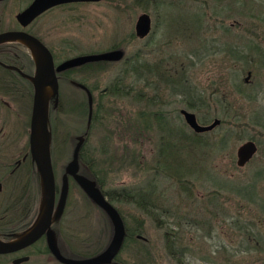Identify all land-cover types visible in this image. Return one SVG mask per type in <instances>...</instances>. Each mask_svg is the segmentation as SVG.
<instances>
[{
	"label": "rangeland",
	"instance_id": "1",
	"mask_svg": "<svg viewBox=\"0 0 264 264\" xmlns=\"http://www.w3.org/2000/svg\"><path fill=\"white\" fill-rule=\"evenodd\" d=\"M29 1L0 0V30L19 26L15 13ZM145 5H136V0L67 2L46 9L27 26L49 44L55 63L117 46L123 52L118 60L83 64L67 73L85 82L95 101V121L84 144L83 159L90 164L83 165L85 171L115 195L112 203L128 227L136 225V217L143 222L141 235L147 240L126 241L117 259L125 264H180L166 245L165 232L174 228L186 243L179 248L189 250L186 264H264V0H159ZM142 11L149 13L151 28L137 37L134 24ZM17 44L21 47L13 50L31 53L24 43ZM136 56L154 68L150 77L135 81V75L125 74L130 67L126 61ZM248 70L252 80L244 83ZM118 77H123L124 90L104 93ZM16 89L5 122L8 131L24 136L31 95L20 84ZM58 91L62 108L50 99L48 107L52 165L60 186L73 146L87 126L85 92L66 78L59 81ZM141 108L149 115L158 113L166 124L139 134ZM181 108L193 111L201 123L214 117L220 122L195 133ZM182 129L193 142L180 145V151L168 145L164 151L169 154H159V141H175ZM246 139L256 141L257 150L237 165L236 148ZM176 154L180 159L174 164ZM166 161L178 168L187 165L180 179L165 175ZM139 185L154 194L156 207L149 213L127 201L126 190ZM11 187L7 182V192ZM67 200L62 228L70 231L71 250L82 256L98 252L112 236L111 221L71 178ZM41 204L40 195L38 209Z\"/></svg>",
	"mask_w": 264,
	"mask_h": 264
},
{
	"label": "water",
	"instance_id": "2",
	"mask_svg": "<svg viewBox=\"0 0 264 264\" xmlns=\"http://www.w3.org/2000/svg\"><path fill=\"white\" fill-rule=\"evenodd\" d=\"M78 1L99 0H30L22 9L15 13V18L22 26H26L32 19L54 5ZM150 28L151 20L149 13L146 11L140 12L136 17L134 24L135 35L137 37H144L150 31ZM21 39L25 42H29L33 47V54H31L35 63L34 72L32 74H27L16 65L5 64L3 62L1 63L9 68L19 71L32 83L33 92L29 122V153L39 173L42 204L39 208L36 219L25 231H23V233L7 240L0 238V253L10 252L22 248L35 241L45 231H47L52 217L58 216L63 210L65 198L68 192V180L71 176L79 184L83 191L104 210L112 223V236L108 244L99 252L82 258H69L61 255L50 237L48 238L49 248L59 260L67 264L110 263L118 254L122 246L125 237V225L117 208L105 198L95 181L79 170L78 153L79 147L83 142V138H80L77 143L74 144L72 155L65 165L64 173L61 175L59 200L54 211L56 180L52 165L51 129L49 124L48 103L50 97L56 96L58 93L56 71L87 61L118 60L123 56V52L120 48H114L102 52L81 54L67 58L55 66L51 51L34 34L26 31L25 29H6L0 31V43ZM28 48L31 49L30 47ZM78 85L85 89L87 102L89 104L88 118L90 120L92 106L91 91L81 82H78ZM45 86H49L52 91L48 97L44 96ZM180 113L183 115L187 125L195 132L208 131L220 122L218 117H214L208 123H201L193 111L185 108H181ZM256 150L257 144L254 140L246 139L242 141L236 148L237 165L245 164L252 157L253 153L256 152ZM137 237L144 240L147 239L141 234H138ZM115 264L122 263L115 262Z\"/></svg>",
	"mask_w": 264,
	"mask_h": 264
},
{
	"label": "flooded vegetation",
	"instance_id": "3",
	"mask_svg": "<svg viewBox=\"0 0 264 264\" xmlns=\"http://www.w3.org/2000/svg\"><path fill=\"white\" fill-rule=\"evenodd\" d=\"M34 19H32L26 26H22L18 22V20L16 19L19 26L7 28V29H25L26 31H28V32L34 34L36 37H38L49 48V46H48L49 44L47 45V43L44 40H42L40 36H38L37 34L32 32L31 30L27 29V26ZM3 30H6V29H3ZM0 31H2V30H0ZM9 42H13V41H7V42L0 43V238L4 239V240H7V239H10V238L17 236L18 233H20L19 232L20 230L25 231L34 222V220L36 219V217L38 215L37 214V212L39 211L38 203H39V198L41 195L39 173H38V170L35 166L34 161L31 158V155L29 153V122H30V118H29V122H28V131L27 132L25 131L24 136H18L16 134H13L12 132L8 131L7 130V123L5 122V114L13 108L12 107L13 102H12V98H11L13 89L17 90L16 89L17 84H20L21 87H23V88L26 87L28 92H30L29 95H31V104H32V92H33L32 83L26 76L21 74L19 71L3 65L1 62L5 63V64L16 65L24 73H27V74H32L34 72L35 63H34L33 57H32L30 52L22 53V51H17V50L12 49V47H14V46L15 47L16 46L21 47V45L17 44L19 41L16 42L14 45H9V44H11ZM225 49H226L225 53L227 54V48L225 47ZM9 50L11 51V54L8 53ZM49 50L51 51V54L53 56L51 48H49ZM53 60H54L55 66H56L58 63H55L54 56H53ZM78 66H80V65H78ZM78 66L75 65V67H78ZM152 69H154V68H150V70H152ZM150 70H149V73L147 74L148 77H150L152 75V72ZM56 75H57L58 86H59V81L62 80V78H66L69 81H71V78H73V77H69L68 74L67 75L66 74L61 75L59 73V71H56ZM251 75H252V71L248 70L246 72V76L243 78L244 83H250L251 82V80H252ZM66 76H68V78ZM19 80H21V81H19ZM78 82H81V81H77V82H75V84L78 85ZM81 83L86 85L85 82H81ZM152 86H153L152 80L149 79L148 87L150 88ZM79 87L81 90H83L85 92L84 88H82L81 86H79ZM87 88H89V87L87 86ZM89 90L91 91L90 88H89ZM85 94H86V92H85ZM149 99H150V97H149ZM93 110H94V102H93V95H92L91 117H92ZM88 111H89V104H88L87 98H86L85 115H86L87 129H86V131L82 137L83 138V144L85 143V141L87 139V135H88L87 132H88V130H90V127H91V125L89 126V123L91 121V117L89 120ZM150 115H152V113H150ZM3 116H4V118H3ZM260 116H262V121H264V110L261 111ZM49 124H50V122H49ZM50 129H51V127H50ZM24 138H26V139H24ZM255 143H256V141H255ZM80 148H81V145L79 147V150H80ZM70 178L73 179L71 176L69 177V179ZM94 181H95L96 185L99 187V189L102 191L105 198L107 200H109V195L102 188L101 183L98 182L96 179ZM7 182L8 183L12 182V187L10 189L8 188V192H7ZM75 183H77V182L75 181ZM68 188H69V186H68ZM81 190L83 191L82 188H81ZM59 192H60V186L56 184V186H55L54 211L58 205ZM83 193L97 207L101 208L84 191H83ZM67 196H68V192H67V195L65 198V203H64L62 212L58 216L52 217L50 226L47 229V231H45L35 241H33L32 243H30V244H28L22 248H19V249H16L14 251H10V252L0 253V264H24L26 262L31 263V264H67V263L59 260L53 254V252L51 251V249L49 248V245H48V238L49 237L53 240V243H54L56 249L59 251V253L61 255L65 256V257H69V258L86 257V256H82L81 254H78L77 253L78 250H76V249L71 250L73 248L70 245L71 241H72V239L70 238V236H71L70 231L66 230L64 228V226L62 228V225L64 224L63 223L64 213H65L67 205H69V201L67 200ZM119 214L121 215L120 212H119ZM121 217L123 219L122 215H121ZM123 221H124V219H123ZM67 225H68V223H67ZM124 225H125V223H124ZM75 231H74V235H77L75 238L78 239L79 238L78 237L79 231L78 230H77V232H75ZM125 231H126V226H125ZM67 233L69 234V237L67 236L68 235ZM123 242H124V240H123ZM122 245H123V243H122ZM75 246H76V244H75ZM64 248H66V249H64ZM72 251H73V253H71ZM99 251L100 250H98V252ZM74 253H76V254H74ZM96 253L97 252H94L90 255H94ZM115 262L121 263L120 261H118L117 255L110 262V264H115ZM106 264H109V263H106Z\"/></svg>",
	"mask_w": 264,
	"mask_h": 264
},
{
	"label": "trees",
	"instance_id": "4",
	"mask_svg": "<svg viewBox=\"0 0 264 264\" xmlns=\"http://www.w3.org/2000/svg\"><path fill=\"white\" fill-rule=\"evenodd\" d=\"M159 0H136V5H139L141 7H144L146 6L145 4L148 2V3H153V4H156ZM135 35V34H134ZM133 37V36H131ZM118 47V46H117ZM116 47V48H117ZM11 54V51L9 50V52ZM138 56H136L135 58H133L131 61L130 60H127V64H129L130 67H128V70H125V74L127 73V75H135V81L137 80H140L142 78H145L147 76V74L149 73V68H153V67H149L148 68V65L144 62V61H140L138 60L137 58ZM102 61H108V60H94V61H87V62H84V63H81V64H78V65H83V64H90L92 62H95V63H103ZM76 65V66H78ZM72 67H75V66H70V67H67L63 70H59V73L61 75H64L68 73V71L70 69H72ZM148 71H146V69ZM71 81L73 82H77L78 80L74 79V78H71ZM81 81V80H79ZM83 82V81H81ZM123 77H118L116 78L111 84H108L103 92L104 93H112V94H116L117 92H119V90H124L123 89ZM87 85V84H86ZM88 86V85H87ZM89 87V86H88ZM90 88V87H89ZM91 89V88H90ZM124 93H128V91H124ZM56 97V100L54 101V98ZM137 100L141 101L143 99V95H140V94H137ZM50 102L51 103H56V107L58 110H60L62 108V101L60 100V96H59V91L57 93L56 96H52L50 97ZM93 102L95 104V101L93 99ZM95 110H96V107L94 105V110H93V113H92V117H91V121L89 123V126L93 124V122L95 121ZM154 117V119H149V114H148V111L144 108H141V110L139 111V113H137V116L136 117V121L137 123H140L138 125H136L137 129H140V133L148 130L150 127H153L155 124H157L158 126L161 125V123H165L166 124V121L162 120V119H159L160 116H158V113H152ZM156 121V122H154ZM167 128H169V133H174L175 131H173V129L169 126H167ZM180 132V134H179ZM195 132V131H194ZM176 133V132H175ZM196 133V132H195ZM177 134V133H176ZM177 136V140L175 139V141H172L171 143L167 140L165 142V144H163V140L159 141V145H160V150H159V154H161V152L163 153V156L164 154H169L166 153L164 151V148L167 147L168 145H171V147H175L177 151H180V145H186L187 143H191L193 142V139H192V136L186 134V130L185 129H182V131H178V135H175ZM85 144V143H84ZM84 144L82 142L81 144V148L79 150V156H78V160H79V170L83 173H85L86 175L90 174L92 176H89L90 178H93L94 180L96 179V176L90 172V173H87L83 167V165H87L89 166L90 168V164L89 162L85 161L83 159V156H84ZM162 144V145H161ZM185 153H188V152H185ZM162 155V154H161ZM180 156L179 155H175V158H173L174 160L172 162H175L174 164H176L178 161V159ZM185 160V158H184ZM171 162V164H172ZM183 163H185V161H183ZM172 164V165H174ZM163 165H165V168H163V172H165V175L167 177H172V176H175L177 178L180 179V173L184 170L183 168H186L187 165L183 164V167H173L172 165H169V163L166 161L165 163H163ZM167 165V166H166ZM97 180V179H96ZM98 181V180H97ZM252 184V183H251ZM255 184V183H254ZM240 186L237 185V190L238 191H242V188H239ZM247 187H250V185H247ZM251 192V191H250ZM126 194L129 196V198L127 199L128 202H132V203H135L136 205H138L145 213H149L150 210L154 209L156 206L154 205V194L152 193V191H150L149 189H147V186H143V185H139L135 188V190H126ZM109 195V200L112 202V197L115 196L113 193H108ZM113 204V203H112ZM114 205V204H113ZM115 206V205H114ZM117 208V207H116ZM118 209V208H117ZM119 211V209H118ZM169 213H173L174 211H171L170 209H168ZM120 212V211H119ZM152 212V211H151ZM231 216V215H229ZM235 218V216H233ZM124 219V218H123ZM135 221L137 222L136 225H134V227H131V226H127L126 225V221L124 220V223H125V226H126V231H125V237H124V242L125 243L126 241L128 240H141V238L139 239L136 235L137 234H142L141 233V229H142V225H143V222L141 219H139L138 217H136ZM207 221V220H206ZM212 224V223H211ZM211 224H209L210 226H212ZM237 227L240 229H242L243 226H240V225H237ZM210 230V229H209ZM165 236H166V245H167V248H168V251L169 253L171 254V256H173L177 262H179L180 264H186L184 261H183V258H184V255L187 251L189 250H186L188 249L186 246H179L180 244L182 245H186V243L184 241H181L180 239V235L177 234V231L174 230V228H172V231L170 230L169 233L165 232ZM147 240V239H146ZM188 246V245H187ZM123 263V262H121ZM125 264V263H123Z\"/></svg>",
	"mask_w": 264,
	"mask_h": 264
},
{
	"label": "bare ground",
	"instance_id": "5",
	"mask_svg": "<svg viewBox=\"0 0 264 264\" xmlns=\"http://www.w3.org/2000/svg\"><path fill=\"white\" fill-rule=\"evenodd\" d=\"M17 41L25 43L28 47H30L31 48V53L33 54V52H32L33 51V47H32V45L29 42H25L22 39L21 40H17ZM51 93H52L51 88L49 86H45V88H44V96L48 97Z\"/></svg>",
	"mask_w": 264,
	"mask_h": 264
}]
</instances>
